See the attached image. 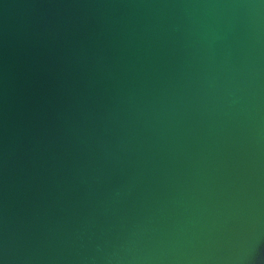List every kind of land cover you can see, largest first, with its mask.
Returning a JSON list of instances; mask_svg holds the SVG:
<instances>
[{"label":"water","instance_id":"obj_1","mask_svg":"<svg viewBox=\"0 0 264 264\" xmlns=\"http://www.w3.org/2000/svg\"><path fill=\"white\" fill-rule=\"evenodd\" d=\"M0 264H264V0H0Z\"/></svg>","mask_w":264,"mask_h":264}]
</instances>
